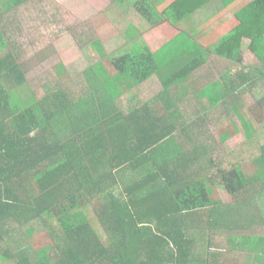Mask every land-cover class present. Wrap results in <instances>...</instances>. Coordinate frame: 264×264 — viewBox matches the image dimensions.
Here are the masks:
<instances>
[{
	"label": "trees",
	"instance_id": "trees-1",
	"mask_svg": "<svg viewBox=\"0 0 264 264\" xmlns=\"http://www.w3.org/2000/svg\"><path fill=\"white\" fill-rule=\"evenodd\" d=\"M25 1L0 0L1 15ZM129 4L152 27L165 22L171 27L188 25L191 15L210 11L202 22L219 21L211 30L215 40L198 47L191 27L171 43L192 54L179 58L170 53L169 64H162L145 37L138 48H129V42L120 49L119 58L108 57L95 40L92 44L105 62L92 67L90 92L79 94L61 82L38 99L23 96L25 73L8 49L0 23L1 263L229 264L226 245L263 236L259 230L264 228V201L259 202L264 198V140L252 158L209 175L214 163L202 145H181L174 154L178 137L193 138L191 125L181 122L180 109H172L171 91L205 64L201 49L241 64L249 51L255 62H246L251 71L242 77H249L252 96L263 90L264 0ZM128 7L122 4V13H128ZM225 13L232 17L225 20ZM218 29L226 33L217 36ZM143 34L133 32L131 42L137 43ZM168 49L179 50L170 43ZM155 76L163 86L156 98L164 105L162 111L155 110L160 104L154 103V108L149 102L136 108L145 112L136 114L117 108L124 93ZM231 133L224 131L221 139ZM159 150L164 161L155 157ZM215 183L227 191L231 203L213 200ZM30 223H41L52 237L44 256L28 242L25 227Z\"/></svg>",
	"mask_w": 264,
	"mask_h": 264
},
{
	"label": "rangeland",
	"instance_id": "rangeland-1",
	"mask_svg": "<svg viewBox=\"0 0 264 264\" xmlns=\"http://www.w3.org/2000/svg\"><path fill=\"white\" fill-rule=\"evenodd\" d=\"M120 1L123 0H26L3 15L0 12V23L5 32L8 49L17 56L25 73L27 89L22 90L23 96L28 98L32 94L38 99L43 98L56 84L61 82L74 90L80 88L83 85L80 81L83 80L80 78L81 74L91 66L88 63L105 62L95 45L92 44L95 40L103 45L108 57L119 58L122 54V50H120L122 47L130 42L129 48H138L142 43V37L146 38L145 40H148L147 42L151 45L152 52L158 55L162 64L172 62L168 56L170 53L178 54L179 58L188 53L192 54L191 50H185L176 42L171 43L174 37L183 32L186 33L191 27L194 28L191 32L192 34L195 32L193 37L198 47L203 48L202 44H210L215 40L210 29L214 30L219 22L212 21L211 24H204L201 15L195 16L194 14L191 15L188 25L181 23L178 27L173 28L165 22L163 25L152 27L142 16L128 7L130 0H124L122 3ZM122 4L128 7V13H122ZM3 7H0V11ZM205 12L207 10L202 13ZM205 25L209 28H206ZM135 31L145 34L139 36L137 43L131 42L134 36L132 37L130 34ZM217 31V36H221L225 32L221 29ZM136 36L138 37V35ZM169 43L172 47H178L179 50L176 52H171L170 49L166 50ZM160 49L162 52H159ZM201 50L200 53L207 60L221 59L222 65L218 74L236 67L242 68L240 63L214 56L207 49ZM173 51H175L174 48ZM251 56L248 51V54L243 55L242 58L245 60L242 65L249 71L251 68L246 65V62L252 61ZM181 86H178V91ZM206 86L211 93L213 85ZM147 87L144 84L145 91H147ZM140 91L139 88H136L132 90L131 94ZM124 96L126 98L127 95L124 94ZM263 98L264 92L257 96V99L260 100L256 103V109H249L254 107L251 106L253 102L250 96H246V109H213L212 114H206L205 122H203L202 111L181 109L186 118L184 120L182 117L181 122L191 125L189 126V137L192 136L197 144L203 143L215 149V152L210 153L214 164L210 167L209 175L216 174L221 170L230 171L242 161H247L258 153L260 141L264 140ZM187 99L190 97L187 96L184 101ZM260 115L263 117L261 120ZM229 130L230 133L232 132L231 139L223 143L222 133ZM182 139H185L184 142L187 143L182 142V145L190 147L189 140L185 137ZM220 165L223 166L222 169H220ZM212 187H214L213 200L221 202L223 205L232 202L230 195L220 185L215 183ZM263 201L264 198L260 199L259 206ZM50 224L60 229L55 220H51ZM47 230L41 223H30L25 227L28 242L34 243V247L42 256L47 251L44 246L52 243V237H49ZM259 231L263 236L252 240L238 238L233 241L234 243H231L232 247L226 245L225 252L229 264H264V246L261 245L264 243V228ZM0 264L4 263L0 262Z\"/></svg>",
	"mask_w": 264,
	"mask_h": 264
},
{
	"label": "crops",
	"instance_id": "crops-1",
	"mask_svg": "<svg viewBox=\"0 0 264 264\" xmlns=\"http://www.w3.org/2000/svg\"><path fill=\"white\" fill-rule=\"evenodd\" d=\"M196 15H201V18L204 20L207 18V16L211 15V12L207 11L204 14L202 12H199V13H196L195 16ZM231 17L232 16L229 13H225L223 16L225 20H228ZM203 23L205 24V21ZM206 28H209V26H207ZM211 30L212 29H210V31ZM123 48L124 47H122V49ZM220 60H221L220 58L216 60L215 58L214 60L206 59L205 64L199 67L198 69L194 70V72L187 79V81H185V83L178 84L174 87V92L171 91L173 99L175 100V102H173L174 106H172V109L179 108L180 111L181 109H198L199 111H202L203 122H205L207 119L206 114L207 113L212 114L213 109H246V106H245L246 96H250L253 102L251 106H254L249 109L257 108L256 103L258 102V100H260V99H257V96L261 94L262 92H264V89L255 93L256 95L252 96L250 94L249 88H248L249 77H247V80H245L242 77V73L247 71V69H245V67L240 62H237V63H240L242 68L236 67L235 69L225 71L221 74H218L217 72L220 66L222 65ZM102 63L103 62L101 61H95V62L88 63V65H91V66L87 68L86 71L83 74H81L82 77H80V78H83V80H80L81 83H83V85H81V87L77 89V92H79V94L83 92L84 93L90 92V88L88 86L89 84L88 80L89 78H92L93 76H95V74L92 72L94 70L92 67H94L97 64H102ZM89 71H91L92 73L89 74ZM144 84L148 86L146 88L147 91H145L143 88ZM210 84L213 85V91H211V93L209 92V88H207L206 86ZM180 85L182 86L180 90L178 91V86ZM137 88H139L141 91L136 92V93L134 92L131 94L132 90L136 89V88H133L132 90L124 93L127 95L126 98L123 95L116 101L118 109L122 110L123 113H126L127 115L136 114L138 110H143V112H145L146 109H136V108L143 107L142 103L144 102H149V105L151 107H154V103L160 104L158 105V109H156L155 107L154 108L157 111V113L158 111L159 112L162 111V108H164V105L161 102H159L158 99L156 98L160 96V93L163 90V86L160 80L156 76L144 82ZM217 93H220V95H218ZM187 96H189L190 99H187L184 101V98H186ZM218 96H221L220 100H218L219 102L215 100ZM167 103L168 101H166V104ZM182 117L184 118V120H186L183 114H182ZM179 138L180 137H178L177 139V145L174 146L175 147L174 154H178L177 149L181 150V147L179 146L185 143L184 139H179ZM229 139L231 138H228L226 140H229ZM193 140L194 139L189 140L190 148L197 144L195 143V140L194 142ZM226 140L225 141L222 140V142L224 143L226 142ZM199 144L204 147L207 153L206 157L207 159H209L210 153L212 151L215 152L214 147L205 145L203 143H199ZM161 150H164V148H162ZM161 150H159L156 154L157 156H155L157 157L158 161L160 160L164 161V155L163 154L159 155V152ZM227 158L229 159V156H227ZM242 163H244V161H242ZM222 167L223 166L220 165V168Z\"/></svg>",
	"mask_w": 264,
	"mask_h": 264
}]
</instances>
